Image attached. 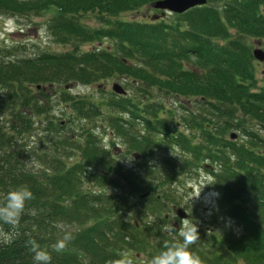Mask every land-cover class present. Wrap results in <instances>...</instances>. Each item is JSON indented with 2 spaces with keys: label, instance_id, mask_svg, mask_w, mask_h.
I'll list each match as a JSON object with an SVG mask.
<instances>
[{
  "label": "trees",
  "instance_id": "1",
  "mask_svg": "<svg viewBox=\"0 0 264 264\" xmlns=\"http://www.w3.org/2000/svg\"><path fill=\"white\" fill-rule=\"evenodd\" d=\"M155 1L0 0L2 13L39 11L47 7L42 4L56 7L63 23L59 21L54 30L50 29L58 42L91 44L99 31L112 40L106 48L66 54L44 52L21 63L1 60L0 52V195L27 185L34 196L26 203L14 241L0 244V264H34L26 246L28 239H35L49 251L51 264H124L126 260L143 264L142 259L125 258L119 249H132L136 255L151 258L174 241L167 236L163 239L165 231L143 216H158L167 206L164 199H169V190L165 185L177 168L196 171L206 160L212 166L208 171L210 184L218 195L216 207L220 212H213L237 219L242 231L236 235L223 227L216 234L211 227H198L200 239L191 250L202 264H264V137L243 123L248 117L264 128V83L258 85L255 59L247 45L248 37H264V0H207L217 5L206 3L173 13L187 23L185 30L178 22L164 26L136 21H111L92 29L71 17L94 10L112 15ZM230 28L236 31L234 37ZM215 37L227 38V42L214 44ZM113 75L131 77L138 87L135 96L123 88V100L108 102L115 110L132 114L128 121L124 119L130 127L135 119L142 125L133 130L122 119L112 118L127 147L142 155L153 153L155 143L175 145L182 152L180 164L172 160L170 169L162 167L163 171L152 165L123 166L97 141L94 131H89L77 146L79 159L72 164L63 160L67 146H56L52 137L47 146L52 149L45 152L23 144L25 134L38 131L42 124L39 107L31 99V86L41 93L39 87L44 83L89 84ZM164 95L197 98L192 108L183 101L169 107ZM80 103L86 102L72 100L71 106L79 117L88 118L91 107ZM33 114L38 118L36 128ZM176 115V123H183L191 131L193 127L198 129L201 144L172 125ZM10 116L14 117L8 120ZM231 127H242L248 140L226 139ZM30 157L44 164L28 166L26 158ZM156 175H160V181ZM83 178L111 183L120 192L86 191ZM130 192H148L141 221L123 217L131 215L126 211L131 206ZM69 226L74 229L65 230ZM64 237L63 251H53L51 246Z\"/></svg>",
  "mask_w": 264,
  "mask_h": 264
},
{
  "label": "rangeland",
  "instance_id": "2",
  "mask_svg": "<svg viewBox=\"0 0 264 264\" xmlns=\"http://www.w3.org/2000/svg\"><path fill=\"white\" fill-rule=\"evenodd\" d=\"M42 5L47 7L39 11H20L15 14L0 12L1 60L11 59L12 61L21 63L29 56L40 55L44 52L51 54L77 53L78 50L87 51L94 47L106 48V46L112 45V40L106 37L102 31H99L97 38L93 40L91 44L83 43L76 45L58 42L51 35L57 23L62 21L61 18L59 19L58 9L53 5ZM216 5L217 3L215 2L207 3V6L214 7ZM161 12V10L155 8L153 2L152 4L144 5L136 10H124L112 15L101 13L98 10L70 14H72L71 17L92 29L104 27L108 22L111 23V21H123L128 23L136 21L139 23H153L164 26L175 25L178 22L181 30L188 29L187 23L183 19L175 18L173 13L165 12L161 14ZM50 27H52L53 30H51ZM229 33L233 37L236 35V31L233 28H230ZM212 40L214 44L220 46L227 42V38L222 39L215 37ZM247 45L250 51L256 48H260L264 51V37H248ZM263 68L264 61H254V70L258 85L264 83ZM117 83L121 84L127 91V94L136 95L135 93L138 91L136 81H132L131 77L119 75H113L103 80L93 81L89 84L72 82L65 86L64 84L44 83L39 87L41 88V93H38L39 89L36 90L35 85L31 86V94L34 95V98L31 99L39 107L38 118L42 120V124L40 125L41 127L38 128V131L34 133L31 131V133L25 134L23 144L27 147L31 146V148H35L38 152H45L52 149L51 147H47L50 146L49 140L52 137L55 140H53V144L56 146H67L69 150L66 151L67 156H65L63 160L66 164H72L79 159V152L76 151L77 146L85 141L89 131H94L97 141L106 151L113 154L123 166L132 167L141 165L147 167L152 165V167L155 168L164 167L165 170L170 169L169 162L172 163L174 161L180 164L182 161V152L181 149L179 150L175 145H155V143L152 144L153 153H142V155H138L135 150L127 147L126 138L116 131L113 124L114 122L111 121L112 118L117 117L122 119L123 122H126V126L133 130L138 129L141 123L138 124L135 119L130 127L127 121L131 118L132 114L127 110H115V108L108 105V102L111 100H123V94L115 92L112 88L113 85ZM164 96L166 105L169 107L176 106L179 101H183L188 108H192V104L196 102L195 100L197 98L196 96L179 98L178 96L172 95ZM140 98L141 96L139 99ZM72 100H84L86 103L80 104L84 107H91L88 118L79 117V113L71 106ZM14 116H10L8 120L13 119ZM38 118H34V114L32 115L35 128L38 126ZM172 120V125H175V127L177 126L181 132L188 134L192 142H199L201 144V138L200 134L197 133V128L194 129L193 127L191 131L190 128L183 123H176L179 121L177 115L174 116ZM251 120L252 119L246 117L243 123L255 134L264 137V128H261L258 124L254 125L255 122ZM140 127L142 128V125ZM241 130L242 127L239 129L233 127L227 129L226 139H230V133L235 132L237 134V140L240 142L242 140L243 142L247 141L248 137L244 135ZM191 132H193L194 135H191ZM40 133L42 134L40 135ZM55 142H57V144ZM156 142L160 141L156 140ZM26 159L28 166L37 168L39 166L42 167L44 164L33 157ZM206 162L210 163L208 160H206ZM202 163L203 162H201L196 171H180L179 168L174 171L176 175H174L170 183L165 185V188L169 190V199H164L167 206L160 211L158 216L153 214H149L147 217L143 216L141 209L146 206V198L140 199L138 197L140 194L139 192H130L129 203L131 206L128 207L126 211L130 212L131 215L125 214L123 217L131 222L134 220L139 221L141 219L139 216H143L147 220L155 221L157 227L161 228L163 233L165 231V234L162 235L163 239H165V236L171 239L173 238L174 240L179 239L178 230L184 219H187L189 223H196L197 226L201 228L211 227L216 234L220 233L223 227L228 228L233 233H239L241 228L237 219L232 217L225 218L221 214L220 216H218L219 214L216 216V213L213 212V210L217 212H220V210L216 207V194L213 192L210 184L212 176L208 172L209 169L204 168ZM158 171H163V168ZM178 171H180L179 174ZM116 176L119 178L118 175ZM156 176L157 181H160V175ZM126 184L127 183H123V185ZM83 185L86 191L99 192L105 190V193L113 192L115 194L120 192L118 188H114L116 187L115 185L111 183L107 184L105 181L98 184L96 180L90 181L83 178ZM96 185L99 186L97 187ZM125 189L126 191L130 190L129 188L127 189V187H125ZM194 195L198 196L193 197ZM169 207H171L172 210H170ZM178 208H182L186 211L188 217L185 216L183 218V216L176 213V209ZM157 222H159V224ZM73 229L74 226L65 227V230ZM154 236L158 237L159 235ZM148 242L150 243L149 245L153 243L151 240ZM197 242L198 240L196 243ZM119 251L125 258H134L137 260H145L148 258L145 254L136 255V251L132 249L125 248L119 249Z\"/></svg>",
  "mask_w": 264,
  "mask_h": 264
},
{
  "label": "clouds",
  "instance_id": "3",
  "mask_svg": "<svg viewBox=\"0 0 264 264\" xmlns=\"http://www.w3.org/2000/svg\"><path fill=\"white\" fill-rule=\"evenodd\" d=\"M33 198V193L27 185L16 186L0 195V244L7 245L14 241L26 203ZM178 231L179 239L166 244L164 249L145 259L143 264H202L200 257L191 250V246L200 239L197 224L184 219ZM66 240L67 237L58 239L51 246L52 250L62 252ZM26 246L33 254L34 264H51L49 251L42 248L35 239H28ZM124 264H132V261L126 260Z\"/></svg>",
  "mask_w": 264,
  "mask_h": 264
},
{
  "label": "water",
  "instance_id": "4",
  "mask_svg": "<svg viewBox=\"0 0 264 264\" xmlns=\"http://www.w3.org/2000/svg\"><path fill=\"white\" fill-rule=\"evenodd\" d=\"M207 0H157L154 2V6L157 9H161L164 11H168L171 13H183L189 8H192L197 5H204L206 4ZM162 12V14H164ZM252 55L256 60L259 61H264V51L260 48H256L252 50ZM263 74H264V69H263ZM39 87V85H38ZM113 90L115 92H118L120 94L125 93V90L122 88L120 84H114L113 85ZM235 134H231V138H235ZM148 195V192L142 193L139 195V198H144ZM178 214L180 216H185V212L182 209H178Z\"/></svg>",
  "mask_w": 264,
  "mask_h": 264
}]
</instances>
